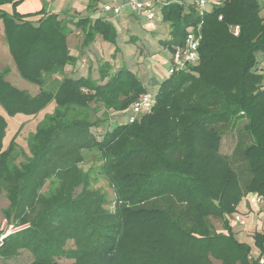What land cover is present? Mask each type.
I'll use <instances>...</instances> for the list:
<instances>
[{"label": "trees", "instance_id": "1", "mask_svg": "<svg viewBox=\"0 0 264 264\" xmlns=\"http://www.w3.org/2000/svg\"><path fill=\"white\" fill-rule=\"evenodd\" d=\"M23 2L0 0V18L21 77L40 92L18 89L0 67V107L10 117L54 107L29 135L28 153L17 135L5 148L8 123L0 113V193L9 201L3 215L31 224L4 240L0 260L26 251L30 264H260L228 219L249 194L264 199L259 0H227L205 13L195 3L162 5L161 22L169 27L164 48L173 54L200 26L199 63L162 81L150 112L106 132L107 115L129 111L147 88L129 67L115 69L109 61L98 67V78L67 71L80 57L68 38L81 31V52L100 37L115 47V61L116 28L102 17L21 14ZM8 4L11 12L2 8ZM230 131L238 139L226 155L222 140ZM91 154L98 165L85 171ZM21 155L25 161L17 164ZM100 179L112 199L93 188ZM253 238L262 255L264 232Z\"/></svg>", "mask_w": 264, "mask_h": 264}, {"label": "rangeland", "instance_id": "2", "mask_svg": "<svg viewBox=\"0 0 264 264\" xmlns=\"http://www.w3.org/2000/svg\"><path fill=\"white\" fill-rule=\"evenodd\" d=\"M29 7H31L30 2H26L21 7V9L26 10ZM2 8L8 12L12 11V6L9 4L3 6ZM155 8L157 11V16L153 21L155 22L156 25L159 26L157 33L151 34L150 32L143 30L140 33L141 36L139 35L140 36L139 39L142 42L135 43V44L138 49L143 50L144 54L146 53L151 54L150 58L156 56L154 60L152 59L153 61H158L161 57L169 56L168 52L167 53L164 52L168 50L164 48L163 42H162L163 40L168 38V31H167V28L160 26L158 22L155 21V20H158V21L160 20L161 22L162 7L161 6L156 7L155 5ZM105 13H108V12H105ZM71 42L72 41H69V45L76 47L77 44L79 45L80 39L75 38L73 44H71ZM104 43H105L104 44L105 46L104 58H101L100 61L93 62L90 68H88V63H85V65L83 63H80L79 65L80 74L87 73V71L89 70L90 73L93 74L94 78H98L99 77L98 67L100 66V64H102L105 61L111 62L115 69L117 67L127 66L129 68H133L137 72L138 76L141 78L143 83L146 85V88L148 91L147 92L148 97L151 99H155L156 93L160 87V84L162 83L159 81L161 80L163 81V79L166 80L169 77L168 70L165 72L166 73L165 75H162V74L160 75L162 79L160 77L158 78L156 77V74L153 70L155 66H152L153 61L150 60V58L147 59V62L145 64L147 69L146 68L140 69L136 65V59L133 58L132 56L127 55V53L124 54L123 58L119 57L120 55L116 57L115 62H114L112 60L114 59L113 55L115 54V47L109 43H106V42ZM256 57H257V60L259 61V66L262 67V65L264 64L263 53L258 52L256 54ZM148 61H150V63ZM82 65H84V67H82ZM168 66H170V63ZM0 67L1 69L7 68L9 70L7 80L12 85L17 87L18 89L25 90L32 96H35L40 92V88L36 84L30 83L21 77L16 67L15 62L12 56L10 55L8 45L6 42V38H5V34H4L3 22L1 18H0ZM144 69L148 71H144ZM53 107H54V104H51L47 109H45L43 112L39 113L36 116H26V115L18 114L14 117L8 116L4 112V110L0 107V113L6 118L7 123H8L7 133L4 139L5 148H7L12 138L17 135L16 142L19 145V148L23 149L26 153H28L27 140H28L29 135L32 132H35L37 124L43 120L45 114L50 113L52 111ZM128 116H129V111H126L123 115L120 113L108 114L107 115L108 121L104 122V124L101 126V131L106 132L107 130H112L116 126V124L125 123ZM237 139H238L237 131L227 132L224 135L223 140H222V149H221L222 153L226 155H230L236 145ZM93 155L94 154L89 155L88 156L89 161L85 165H82V168L85 171H87L92 166L98 165V162L93 159ZM24 161H25V156L21 155L17 160V164H20ZM93 188L101 190L103 193L107 195L109 199L113 198V191L105 180L100 179V181L97 184L93 185ZM8 204H9V201L5 195V192L2 191L0 193V223L3 219H5L3 212L7 208ZM214 224L216 225V228L219 231L222 230L220 222L214 221ZM31 261H32L31 254L26 251H22L15 258L8 259V260H0V264H30ZM59 264H71V262L66 261V260H60Z\"/></svg>", "mask_w": 264, "mask_h": 264}, {"label": "crops", "instance_id": "3", "mask_svg": "<svg viewBox=\"0 0 264 264\" xmlns=\"http://www.w3.org/2000/svg\"><path fill=\"white\" fill-rule=\"evenodd\" d=\"M144 1H153L156 7H159L169 1H178L180 3H183L185 6H189L196 3L198 0ZM26 2H30L31 7L27 8L26 10L21 9V7ZM125 2L126 0H24V2L18 6L17 11L21 14H30L44 10L46 13H55L58 14L61 19H67L71 21H77L78 19L83 17H90L93 19L98 17L105 18L117 30V45L120 50L118 56L120 55L119 57L123 58L124 54L127 53V55L132 56L136 59V65L138 66V68L147 69L145 64L147 62V59L150 58L151 54H144L143 50L138 49L135 43L142 42L140 41L139 37L141 36L140 33L143 30L148 31L151 34H156L159 26L156 25L154 21H148L143 14L132 13L127 8L123 9L119 15H114L113 13H105L103 11V7L105 5L110 4L116 6L124 4ZM259 2L261 3V6L263 8L262 15L264 16V0H259ZM89 4H92L93 7L89 8ZM212 7V5H209L207 10L210 11ZM155 21H157L160 26L167 28V39H169V27H166V25L160 22V20ZM75 38H78L80 40L82 39L80 30H76L73 34H71V36L68 38V43L69 41H72L71 44H73ZM104 44L105 43L103 42V40L100 37H97L96 41L89 48L81 52L78 50V44L76 47L69 45L71 53L75 56L80 55V57L75 67L69 66L66 68V70L69 72L72 70L74 72L78 71L75 76H87L89 70L87 71V73L80 74V63H83L84 65L85 63H88V68H90L93 62L100 61L101 58H104ZM164 52H168L169 56L161 57L158 61H153L156 56L150 58V60L153 59L152 66H155V68L153 67V70L156 74V77H160L161 79L162 77L160 75L166 74L165 72L169 69L168 65L172 57V53L169 50ZM148 62L150 63V61ZM84 65H82V67H84ZM130 69L136 72L133 68ZM146 69H144V71H148ZM164 80L165 79H163V81ZM159 82H162V80ZM237 211V213L245 217L246 224L230 226L235 237L238 241L245 243L252 248V257L254 259L259 258L261 261H264V253L262 255L260 254L259 250L255 247L253 238L256 232H264V202L262 204H256L252 197H245L237 207ZM213 264L221 263L219 261H213ZM260 264L262 263L260 262Z\"/></svg>", "mask_w": 264, "mask_h": 264}, {"label": "built area", "instance_id": "4", "mask_svg": "<svg viewBox=\"0 0 264 264\" xmlns=\"http://www.w3.org/2000/svg\"><path fill=\"white\" fill-rule=\"evenodd\" d=\"M227 0H198L195 4L200 13H205L208 10L209 5H220ZM129 9L130 12L135 14H143L148 21H153L157 16V11L153 1L144 0H126L124 4L121 5H105L103 10L108 13H113L114 15H119L123 9ZM221 19V17H220ZM239 28L235 29V34H238ZM201 27L191 30L185 39L183 46L176 49L172 54L170 66L168 69L169 76L182 72L188 67L196 66L200 60L199 48L201 45ZM264 68V64L262 65ZM155 104V99H151L147 94H143L139 99L134 102L129 109V116L127 117L125 123L135 122L141 115L151 111L153 105ZM247 197H252L256 204H262L264 199L258 194H249ZM229 224L231 225H245L246 219L239 213H234L229 216ZM31 224L26 223H12L6 218L0 223V246L6 238L11 235L22 233L28 230ZM260 262L263 264L264 261Z\"/></svg>", "mask_w": 264, "mask_h": 264}]
</instances>
